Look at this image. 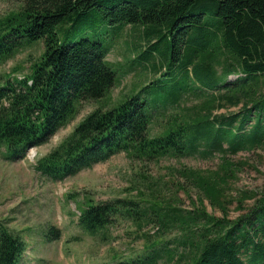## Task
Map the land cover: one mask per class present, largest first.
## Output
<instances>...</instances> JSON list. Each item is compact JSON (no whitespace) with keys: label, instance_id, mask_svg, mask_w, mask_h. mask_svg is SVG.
<instances>
[{"label":"trees","instance_id":"obj_1","mask_svg":"<svg viewBox=\"0 0 264 264\" xmlns=\"http://www.w3.org/2000/svg\"><path fill=\"white\" fill-rule=\"evenodd\" d=\"M21 4L0 17V66L36 43L44 50L22 78L15 70L0 78V148L8 158H25L30 149L47 144L84 102L106 98L119 84L107 59L113 45H107L103 26H117L114 36L127 26L140 28L130 67L141 66L155 79L119 106L89 113L35 169L62 181L121 152L142 163L218 157L217 170H177L192 210L172 198L165 207L154 206L159 229L179 232L176 241L184 252L166 249L169 261L264 264V188L232 184L251 167L249 159L233 158L264 151V0ZM188 100L196 102L187 105ZM128 206L138 203L119 198L89 205L81 210L79 227L96 237ZM60 238L61 231L52 227L49 241ZM25 251L24 240L0 222V264H20ZM159 257L116 264H156Z\"/></svg>","mask_w":264,"mask_h":264},{"label":"rangeland","instance_id":"obj_2","mask_svg":"<svg viewBox=\"0 0 264 264\" xmlns=\"http://www.w3.org/2000/svg\"><path fill=\"white\" fill-rule=\"evenodd\" d=\"M21 5V0H0V17L18 11ZM102 29L109 33L107 45H113L107 59L119 84L106 98L84 102L69 125L59 129L47 144L29 150L25 158L9 159L6 150L0 148V222L26 244L20 264H116L142 261L157 254L160 257L156 264H173L166 249L184 252L176 241L179 232L159 229V219L153 213L158 209L154 206L165 207L172 198L175 204L180 202L184 210H192L190 199L180 188L179 182L183 180L177 170L185 167L202 171L218 169V157L163 158L142 163L130 160L124 152L62 181L47 179L35 169L37 160L59 146L89 113L99 107L119 106L129 95L141 91L155 79L152 72L141 66L130 67L136 54L133 44L141 42L142 29L127 26L119 36H114L117 26ZM43 50L41 42L26 48L15 59L0 66V78L5 80L14 70L19 71L15 76L22 78ZM192 102L196 101L188 100L187 105ZM233 159H249L251 167H246L238 182L232 184H236V188L262 191L264 151L241 153ZM119 198L136 201L138 206L121 208L114 222L96 237L80 229L81 210ZM207 205L211 211V206ZM238 215L235 210L231 212L232 217ZM52 227L61 231L60 239L49 241Z\"/></svg>","mask_w":264,"mask_h":264}]
</instances>
